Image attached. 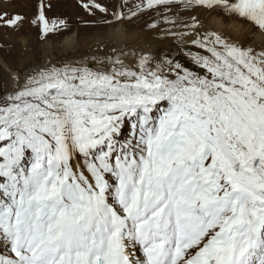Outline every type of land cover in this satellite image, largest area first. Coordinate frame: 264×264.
<instances>
[{
  "label": "snow or ice",
  "instance_id": "1",
  "mask_svg": "<svg viewBox=\"0 0 264 264\" xmlns=\"http://www.w3.org/2000/svg\"><path fill=\"white\" fill-rule=\"evenodd\" d=\"M80 4L101 31L163 15L187 63L93 32L0 57V264H264V0ZM35 7L43 41L79 27Z\"/></svg>",
  "mask_w": 264,
  "mask_h": 264
},
{
  "label": "rangeland",
  "instance_id": "2",
  "mask_svg": "<svg viewBox=\"0 0 264 264\" xmlns=\"http://www.w3.org/2000/svg\"><path fill=\"white\" fill-rule=\"evenodd\" d=\"M13 2L15 5L13 10L23 14L26 20L23 27L18 32H9L0 29V44L4 45L3 48H0V57L8 58L15 66L21 69L55 57L75 54L74 52H69L67 46L64 44V40L74 33L78 34L77 36H83L89 32H93L98 40L101 39L105 43H111L110 40H112L116 30L120 26L125 28L127 34L139 30L154 37H166L167 35H165V33L171 28V25L164 23L163 15L153 13L151 19L159 22V31L147 29V25L144 21L150 20L148 16L131 24L130 27H125L117 22L114 28H103L101 31L99 30L101 26H98L97 29L94 30L86 26V22L100 19V14H97V17L89 16L81 7L80 0H46V3L51 4V7L46 10V14L50 20L65 19L79 27L71 28L58 38L43 41L39 37L38 30L31 24V19L34 18L36 13L35 6L37 0H13ZM101 2L115 3V0H101ZM167 15L171 16L172 14L167 13ZM212 18L214 17L209 16L206 20ZM184 19L189 20L190 18L184 17ZM176 30L177 29H174V31ZM47 44H50L51 48H48Z\"/></svg>",
  "mask_w": 264,
  "mask_h": 264
},
{
  "label": "bare ground",
  "instance_id": "3",
  "mask_svg": "<svg viewBox=\"0 0 264 264\" xmlns=\"http://www.w3.org/2000/svg\"><path fill=\"white\" fill-rule=\"evenodd\" d=\"M206 26L210 29L214 30H223L222 25L218 18H212L205 20ZM181 29L177 28L176 31H180ZM78 34L74 33L72 36L68 37L64 40V44L68 46L70 38H77ZM235 38H243V34L241 32L233 33ZM101 40V39H100ZM111 43L116 44L117 47H122L126 45H136L143 46L146 48H151L153 51L159 52L163 55L166 51H170L172 56L182 60L184 63H187V59L183 56V53L179 51L180 44L177 39L172 37L171 35H167L166 37H154L149 36L148 34L141 32L139 30L126 33L125 28L120 26L112 40ZM93 43H95L93 41ZM48 48H51L50 44H47ZM68 48V47H67ZM66 50V49H65ZM191 67V65H189Z\"/></svg>",
  "mask_w": 264,
  "mask_h": 264
}]
</instances>
